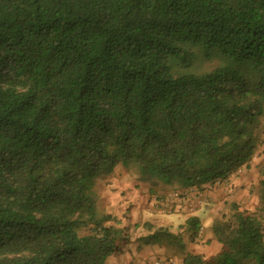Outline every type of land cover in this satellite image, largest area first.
<instances>
[{
	"label": "trees",
	"instance_id": "16d2710c",
	"mask_svg": "<svg viewBox=\"0 0 264 264\" xmlns=\"http://www.w3.org/2000/svg\"><path fill=\"white\" fill-rule=\"evenodd\" d=\"M263 135L264 0H0V264H109L128 234L98 179L202 193ZM251 192L213 221L220 253L181 264H264V165ZM147 227L141 247L183 250Z\"/></svg>",
	"mask_w": 264,
	"mask_h": 264
},
{
	"label": "rangeland",
	"instance_id": "374dc122",
	"mask_svg": "<svg viewBox=\"0 0 264 264\" xmlns=\"http://www.w3.org/2000/svg\"><path fill=\"white\" fill-rule=\"evenodd\" d=\"M262 165H264V142L260 146L258 157L253 160L251 169L242 171L237 177L232 176L227 185L207 188L202 193L193 190L186 195L184 192L182 197L179 196L180 190L174 191L172 187L165 185L154 187L155 192H152L150 184L138 181L136 176L118 167L113 174L102 177L96 182L99 197L98 209L100 213L110 214L122 221L130 240H133L121 241L120 252L126 251L125 245L129 243L132 250L136 248L137 239L142 236L144 229L142 225L146 217V222H152L156 218L164 219L173 212L181 210H184L185 214L199 213V220L204 224L206 233L212 232L213 217L215 221L224 215H229L231 204L236 203L241 211L247 213L256 210L258 198L251 191L258 182V171ZM138 217L141 219L137 220ZM133 218L140 226L133 225ZM169 218L174 220L175 227H173L174 230L168 228V231L179 232L177 226L181 224V221H177L180 220L179 217L172 215ZM119 260L126 264L130 262L128 257L121 256L117 252L108 263L119 264ZM160 260L173 261L172 258Z\"/></svg>",
	"mask_w": 264,
	"mask_h": 264
},
{
	"label": "crops",
	"instance_id": "0c3cea01",
	"mask_svg": "<svg viewBox=\"0 0 264 264\" xmlns=\"http://www.w3.org/2000/svg\"><path fill=\"white\" fill-rule=\"evenodd\" d=\"M199 213L195 214H185L184 210L181 211H176L167 216V218H161L158 220L157 218L154 219L152 222H146V218H144L145 223L142 225V227L145 228L143 229L142 236H145L148 234V227L147 224H152L157 227H163L166 230L168 228H171L172 230L173 227H175L174 220L169 218L172 217V215L178 216L181 221L180 225L178 226V231L176 233H173L172 231H169L173 234L178 235L181 237L182 242L184 244L183 250H177L175 247L169 246V245H150V246H140L139 244L136 245V248L132 250L130 248L131 243L126 244V251H121L119 254L121 256H126L129 259V264H154V262L158 259H171L174 264H181L183 256L185 253H192V254H199L202 255L205 259H212L215 257L217 254L220 253L222 250L221 244L216 240L212 232H207L204 229V224L201 222V226L203 228L202 232L200 233V236L197 237L195 240H190V231L188 227L186 226V221L190 217H198ZM181 217V218H180ZM140 220L141 218L138 217L137 220ZM137 220L133 218V225H139L137 224ZM214 221V217L212 219ZM140 226V225H139ZM138 227V226H137ZM141 228V227H139ZM170 229V230H171ZM176 230V229H175ZM205 230V232H204ZM141 231V230H140ZM133 241L130 240L129 236L127 238V241ZM119 264H126L124 262H121L119 260Z\"/></svg>",
	"mask_w": 264,
	"mask_h": 264
},
{
	"label": "built area",
	"instance_id": "2783aa9c",
	"mask_svg": "<svg viewBox=\"0 0 264 264\" xmlns=\"http://www.w3.org/2000/svg\"><path fill=\"white\" fill-rule=\"evenodd\" d=\"M200 232H202V229H200ZM154 264H174L172 261L169 260H156Z\"/></svg>",
	"mask_w": 264,
	"mask_h": 264
}]
</instances>
